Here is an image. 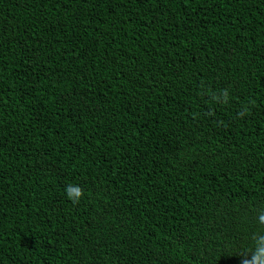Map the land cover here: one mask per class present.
<instances>
[{
  "label": "trees",
  "instance_id": "16d2710c",
  "mask_svg": "<svg viewBox=\"0 0 264 264\" xmlns=\"http://www.w3.org/2000/svg\"><path fill=\"white\" fill-rule=\"evenodd\" d=\"M0 264H264V0H0Z\"/></svg>",
  "mask_w": 264,
  "mask_h": 264
},
{
  "label": "clouds",
  "instance_id": "9594fccd",
  "mask_svg": "<svg viewBox=\"0 0 264 264\" xmlns=\"http://www.w3.org/2000/svg\"><path fill=\"white\" fill-rule=\"evenodd\" d=\"M77 195H79V190L77 189Z\"/></svg>",
  "mask_w": 264,
  "mask_h": 264
}]
</instances>
